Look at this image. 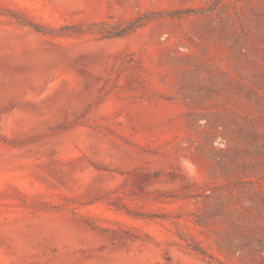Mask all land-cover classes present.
<instances>
[{
	"label": "rangeland",
	"instance_id": "obj_1",
	"mask_svg": "<svg viewBox=\"0 0 264 264\" xmlns=\"http://www.w3.org/2000/svg\"><path fill=\"white\" fill-rule=\"evenodd\" d=\"M0 264H264V0H0Z\"/></svg>",
	"mask_w": 264,
	"mask_h": 264
},
{
	"label": "trees",
	"instance_id": "obj_2",
	"mask_svg": "<svg viewBox=\"0 0 264 264\" xmlns=\"http://www.w3.org/2000/svg\"><path fill=\"white\" fill-rule=\"evenodd\" d=\"M193 9H184V10H178L176 12H192ZM138 21V19L136 20H133L131 22H129L128 24L118 28V29H115L114 31L112 32H107V33H103L102 36L103 37H109V36H116V35H121L123 33H126L130 30H132L133 28L137 27L140 23H136ZM35 30L37 31H42V29L38 26V25H31Z\"/></svg>",
	"mask_w": 264,
	"mask_h": 264
}]
</instances>
